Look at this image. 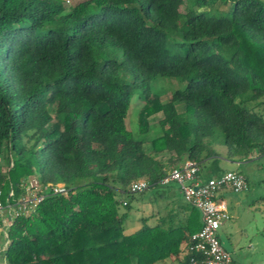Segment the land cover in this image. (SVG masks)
<instances>
[{
  "label": "trees",
  "instance_id": "trees-1",
  "mask_svg": "<svg viewBox=\"0 0 264 264\" xmlns=\"http://www.w3.org/2000/svg\"><path fill=\"white\" fill-rule=\"evenodd\" d=\"M217 3L225 14L210 12ZM159 77L184 86L163 100ZM134 92L141 138L126 124ZM262 105V0H80L68 11L63 0H0V189L18 194L34 174L69 188L14 220L4 264H189L200 213L162 180L186 159L200 181L221 175L216 143L229 160L264 156ZM141 178L148 187L130 192ZM149 189L170 206L126 233Z\"/></svg>",
  "mask_w": 264,
  "mask_h": 264
},
{
  "label": "rangeland",
  "instance_id": "rangeland-1",
  "mask_svg": "<svg viewBox=\"0 0 264 264\" xmlns=\"http://www.w3.org/2000/svg\"><path fill=\"white\" fill-rule=\"evenodd\" d=\"M80 0H63L65 11H68ZM264 1V0H262ZM228 6L217 3L211 7L213 14H225ZM181 10H185L184 7ZM52 26V25H49ZM48 28V25L44 29ZM184 86V82L177 79L159 77L153 83L152 92L158 94L165 100L175 89ZM181 106V105H178ZM177 106V107H178ZM141 108L138 94L133 93L126 118L127 127L133 132L135 138H141L138 133L137 117ZM264 105L261 106V110ZM181 110V109H180ZM161 114H156L150 118L149 132L145 140V148L150 150L149 138L156 133L158 120ZM214 148L220 154L218 164L225 170H236L247 178L248 187L238 193L224 190L223 198L227 201L232 218L224 221L221 228L217 231L218 237L224 248L230 253L232 262L230 264H264V156L257 157L256 152H252L251 159L229 160L224 157L226 148L221 143H216ZM160 160H166L168 153L156 156ZM2 170L5 172L7 165L4 158L1 159ZM32 175L28 176V179ZM153 189L146 190L142 200L135 199L131 202V209L125 222V232L130 233L140 225V219L149 217L148 224L156 223L158 216L166 212V205L170 206L169 200L156 199L153 197ZM127 209L120 207V212ZM3 250H0V264L3 262ZM156 264H176L170 259L160 261Z\"/></svg>",
  "mask_w": 264,
  "mask_h": 264
},
{
  "label": "built area",
  "instance_id": "built-area-1",
  "mask_svg": "<svg viewBox=\"0 0 264 264\" xmlns=\"http://www.w3.org/2000/svg\"><path fill=\"white\" fill-rule=\"evenodd\" d=\"M199 165L195 160L186 159L170 170L162 182L175 181L186 202L200 213V229L191 235L189 249L194 253L189 264H230V253L222 245L217 231L222 223L231 218L224 190L238 193L245 190L246 177L236 170H226L219 176L205 181L198 179ZM148 187L145 178L134 180L128 189L139 192ZM69 188L63 183H42L37 175L24 178L19 193L10 187L6 193L0 189V250L9 242L8 230L14 220L21 215L36 212L37 206L48 196L68 195Z\"/></svg>",
  "mask_w": 264,
  "mask_h": 264
},
{
  "label": "crops",
  "instance_id": "crops-1",
  "mask_svg": "<svg viewBox=\"0 0 264 264\" xmlns=\"http://www.w3.org/2000/svg\"><path fill=\"white\" fill-rule=\"evenodd\" d=\"M262 111H264V109ZM222 197H224V196L222 195ZM226 203H227V201H226ZM227 206H228V210H229V213H230V208H229V204L228 203H227ZM230 215H231V218H232V214H230Z\"/></svg>",
  "mask_w": 264,
  "mask_h": 264
}]
</instances>
